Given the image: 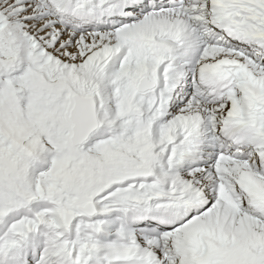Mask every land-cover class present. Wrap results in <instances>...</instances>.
<instances>
[{"label": "snow or ice", "instance_id": "obj_1", "mask_svg": "<svg viewBox=\"0 0 264 264\" xmlns=\"http://www.w3.org/2000/svg\"><path fill=\"white\" fill-rule=\"evenodd\" d=\"M0 264H264V0H0Z\"/></svg>", "mask_w": 264, "mask_h": 264}]
</instances>
